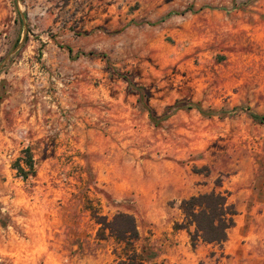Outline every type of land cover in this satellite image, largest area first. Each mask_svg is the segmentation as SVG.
Returning a JSON list of instances; mask_svg holds the SVG:
<instances>
[{
    "label": "rangeland",
    "instance_id": "obj_1",
    "mask_svg": "<svg viewBox=\"0 0 264 264\" xmlns=\"http://www.w3.org/2000/svg\"><path fill=\"white\" fill-rule=\"evenodd\" d=\"M83 11L0 0V264H117L118 213L143 264H264V0ZM212 190L235 226L193 247L180 204Z\"/></svg>",
    "mask_w": 264,
    "mask_h": 264
},
{
    "label": "trees",
    "instance_id": "obj_2",
    "mask_svg": "<svg viewBox=\"0 0 264 264\" xmlns=\"http://www.w3.org/2000/svg\"><path fill=\"white\" fill-rule=\"evenodd\" d=\"M257 120H264L263 116H254ZM26 164L33 168V160L26 150ZM220 186V182L217 183ZM183 213V221L176 225L177 229H190V241L193 247L200 243L215 244L222 247L228 240V232L235 226L237 211L233 203L229 201V193L226 191L212 190L182 200L180 204ZM96 222L100 225L98 237L105 239L113 237L118 243L124 244L125 253L119 257L117 264H143L147 248L139 251L137 243L141 240L137 228L136 219L127 213H118L111 220L95 215Z\"/></svg>",
    "mask_w": 264,
    "mask_h": 264
},
{
    "label": "crops",
    "instance_id": "obj_3",
    "mask_svg": "<svg viewBox=\"0 0 264 264\" xmlns=\"http://www.w3.org/2000/svg\"><path fill=\"white\" fill-rule=\"evenodd\" d=\"M119 1L120 0H79L81 7L84 8L82 12L84 15V22L91 28L97 26L105 19L100 17L107 14L105 9H108L110 13H114L118 7ZM76 2L77 1H74V7L79 6ZM77 14H79V12H77Z\"/></svg>",
    "mask_w": 264,
    "mask_h": 264
}]
</instances>
